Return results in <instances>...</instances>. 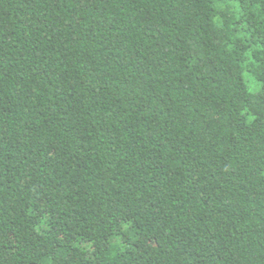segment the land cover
Masks as SVG:
<instances>
[{"label": "trees", "instance_id": "obj_1", "mask_svg": "<svg viewBox=\"0 0 264 264\" xmlns=\"http://www.w3.org/2000/svg\"><path fill=\"white\" fill-rule=\"evenodd\" d=\"M0 264H264V0H0Z\"/></svg>", "mask_w": 264, "mask_h": 264}, {"label": "rangeland", "instance_id": "obj_2", "mask_svg": "<svg viewBox=\"0 0 264 264\" xmlns=\"http://www.w3.org/2000/svg\"><path fill=\"white\" fill-rule=\"evenodd\" d=\"M245 75L248 76L251 79L249 73L246 72ZM247 80H249V79L247 78Z\"/></svg>", "mask_w": 264, "mask_h": 264}]
</instances>
